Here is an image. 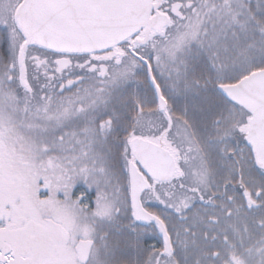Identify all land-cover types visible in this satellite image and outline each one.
I'll return each mask as SVG.
<instances>
[{
    "label": "snow or ice",
    "instance_id": "6c2138e0",
    "mask_svg": "<svg viewBox=\"0 0 264 264\" xmlns=\"http://www.w3.org/2000/svg\"><path fill=\"white\" fill-rule=\"evenodd\" d=\"M0 264H264V0H0Z\"/></svg>",
    "mask_w": 264,
    "mask_h": 264
}]
</instances>
